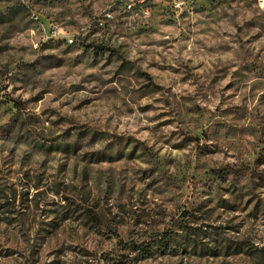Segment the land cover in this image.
Listing matches in <instances>:
<instances>
[{
	"label": "rangeland",
	"instance_id": "rangeland-1",
	"mask_svg": "<svg viewBox=\"0 0 264 264\" xmlns=\"http://www.w3.org/2000/svg\"><path fill=\"white\" fill-rule=\"evenodd\" d=\"M120 259L264 264V0H0V264Z\"/></svg>",
	"mask_w": 264,
	"mask_h": 264
},
{
	"label": "trees",
	"instance_id": "trees-1",
	"mask_svg": "<svg viewBox=\"0 0 264 264\" xmlns=\"http://www.w3.org/2000/svg\"><path fill=\"white\" fill-rule=\"evenodd\" d=\"M172 243L173 242H172L170 235L166 233H162L161 235L155 237V239H152L151 241L142 242V243H135V242L131 243L130 249H132L133 251H137L142 255H150L153 249H156V250L159 249L161 251L164 249L166 250L168 248H171ZM126 248H127V245H126ZM121 262L122 264L124 263L122 259H120L119 261L115 263L120 264Z\"/></svg>",
	"mask_w": 264,
	"mask_h": 264
},
{
	"label": "built area",
	"instance_id": "built-area-1",
	"mask_svg": "<svg viewBox=\"0 0 264 264\" xmlns=\"http://www.w3.org/2000/svg\"><path fill=\"white\" fill-rule=\"evenodd\" d=\"M181 5V3H176V6H180ZM71 42H73V40H71Z\"/></svg>",
	"mask_w": 264,
	"mask_h": 264
}]
</instances>
